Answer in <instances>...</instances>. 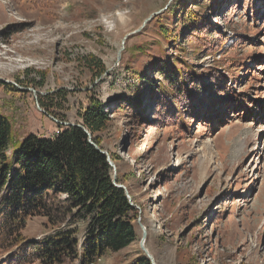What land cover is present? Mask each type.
<instances>
[{
  "label": "rangeland",
  "instance_id": "1",
  "mask_svg": "<svg viewBox=\"0 0 264 264\" xmlns=\"http://www.w3.org/2000/svg\"><path fill=\"white\" fill-rule=\"evenodd\" d=\"M164 67L202 79L201 102L178 107ZM0 79L11 148L53 138L54 120L80 124L91 98L108 115L96 136L139 210L135 242L95 264L143 254L139 222L155 264H264V0H0ZM156 93L175 116L156 113ZM72 214L30 217L21 237L69 228L80 242L86 222Z\"/></svg>",
  "mask_w": 264,
  "mask_h": 264
},
{
  "label": "trees",
  "instance_id": "2",
  "mask_svg": "<svg viewBox=\"0 0 264 264\" xmlns=\"http://www.w3.org/2000/svg\"><path fill=\"white\" fill-rule=\"evenodd\" d=\"M185 14V20L194 28L198 22L202 25L192 12ZM87 68H97V77L105 72L95 59L87 62ZM163 69V80L178 107L193 108L201 102L202 79L172 67ZM212 78L218 82L216 77ZM209 87L206 89L210 90ZM156 95V113L164 116L161 110L168 108L169 114L175 116L171 104ZM77 116L100 147L96 135L104 132L110 122L101 110V103L91 98ZM57 126L60 132L51 139L28 135L11 148L10 121L0 115V253L14 251L4 264H63L68 260L95 264L107 252H119L136 240L133 222L137 210L129 204L124 191L112 183L111 167L105 156L88 143L80 128ZM110 157L113 162L117 160L113 155ZM116 183L120 184L118 178ZM59 197L64 199L57 201ZM70 212H73L70 221L86 222L80 242L76 230L69 228L54 229L38 241L21 237L26 219L44 217L48 224L55 225L62 219L59 215ZM132 264L150 262L141 254Z\"/></svg>",
  "mask_w": 264,
  "mask_h": 264
},
{
  "label": "water",
  "instance_id": "3",
  "mask_svg": "<svg viewBox=\"0 0 264 264\" xmlns=\"http://www.w3.org/2000/svg\"><path fill=\"white\" fill-rule=\"evenodd\" d=\"M145 23H146V22L144 21V23L142 24V26H141L136 32H139V31L144 27ZM136 32H135V33H136ZM132 34H134V33H132ZM132 34L127 35V36H125V37L122 39L121 44H120L119 51L117 52V59H116V60H117L118 62H119V60H120V58H121V53H122V51L124 50L125 42H126L127 38H128L129 36H131ZM105 74H106V73H105ZM0 83H3V84H10V82H8V81H4V80H1V79H0ZM32 93H33L34 95L36 94V92H34V91H32ZM42 112H43V111H42ZM51 119H52V118H51ZM52 120H54V119H52ZM54 121H55V123L60 124V125H62V126H74V127L80 128V129L86 134L88 143H89L91 146H93V147L96 149V151H97L98 153H100L101 155L105 156V159H106L107 164L111 167V178H112V183H113L117 188L122 189V190L124 191V194H125L126 198H127L128 201H129V204H130L133 208H135L136 210H139V208L133 204V202H132V198H131L130 195L128 194L127 189H126L123 185H120V184H117V183H116V176H117V173H116V167H115V165H114V162L111 160L109 154H107L105 151H103L99 146H97V145L93 142L92 137H91V134H90V133H89V132H88V131H87V130L81 125V124H67V123H61V122H58V121H56V120H54ZM138 222H139V219H138ZM138 225H139V227H140V229H141V238H140V241H139V248H140V250L142 251L143 255L149 260L150 264H155L153 257H152L151 254L147 251V249H145V247H144V241H145L146 236H147L146 230H145V228L140 224V222L138 223Z\"/></svg>",
  "mask_w": 264,
  "mask_h": 264
},
{
  "label": "bare ground",
  "instance_id": "4",
  "mask_svg": "<svg viewBox=\"0 0 264 264\" xmlns=\"http://www.w3.org/2000/svg\"><path fill=\"white\" fill-rule=\"evenodd\" d=\"M145 242V241H144ZM145 247V246H144ZM146 249V248H145Z\"/></svg>",
  "mask_w": 264,
  "mask_h": 264
}]
</instances>
